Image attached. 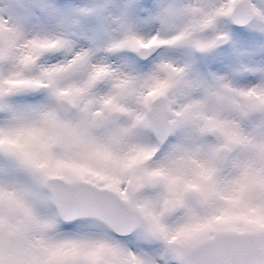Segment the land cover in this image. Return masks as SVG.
Returning a JSON list of instances; mask_svg holds the SVG:
<instances>
[{"label": "snow or ice", "instance_id": "1", "mask_svg": "<svg viewBox=\"0 0 264 264\" xmlns=\"http://www.w3.org/2000/svg\"><path fill=\"white\" fill-rule=\"evenodd\" d=\"M0 264H264V0H0Z\"/></svg>", "mask_w": 264, "mask_h": 264}, {"label": "rangeland", "instance_id": "2", "mask_svg": "<svg viewBox=\"0 0 264 264\" xmlns=\"http://www.w3.org/2000/svg\"><path fill=\"white\" fill-rule=\"evenodd\" d=\"M220 31H223L224 30V26L221 25L220 26ZM235 55H239V56H245L247 55V50L246 49H243L239 42H237L236 44V47H235V52H234ZM208 71L210 73H213L214 75L216 76H222V77H227L229 80H231V76L229 74V72L227 70H221V71H218L215 67H210L208 69Z\"/></svg>", "mask_w": 264, "mask_h": 264}, {"label": "water", "instance_id": "3", "mask_svg": "<svg viewBox=\"0 0 264 264\" xmlns=\"http://www.w3.org/2000/svg\"><path fill=\"white\" fill-rule=\"evenodd\" d=\"M239 27H244L243 25H239V24H237ZM226 46V45H225ZM224 47V46H223Z\"/></svg>", "mask_w": 264, "mask_h": 264}]
</instances>
